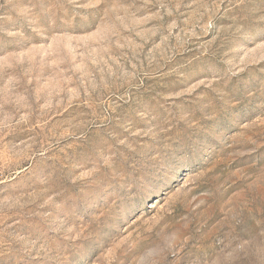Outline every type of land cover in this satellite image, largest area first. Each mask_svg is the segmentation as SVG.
<instances>
[{"label": "rangeland", "instance_id": "obj_1", "mask_svg": "<svg viewBox=\"0 0 264 264\" xmlns=\"http://www.w3.org/2000/svg\"><path fill=\"white\" fill-rule=\"evenodd\" d=\"M0 264H264V0H0Z\"/></svg>", "mask_w": 264, "mask_h": 264}]
</instances>
